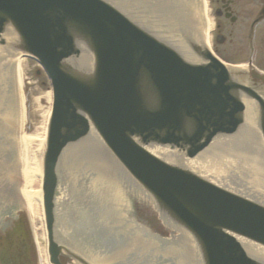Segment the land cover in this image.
Instances as JSON below:
<instances>
[{"label":"water","instance_id":"obj_1","mask_svg":"<svg viewBox=\"0 0 264 264\" xmlns=\"http://www.w3.org/2000/svg\"><path fill=\"white\" fill-rule=\"evenodd\" d=\"M204 16V0H0V227L24 212L36 264L22 191L19 53L52 86L41 183L52 264L61 253L53 233L58 177L71 201L57 220L76 219V198L90 188L92 219L113 225L115 237L134 235L98 264L137 242L158 250L133 221L141 215L134 194L192 237L183 232L189 264H199L198 252L201 264H264V200L250 194L264 197V99L193 40ZM245 141L248 151L234 145ZM234 166L236 177L227 174ZM83 176L89 180L79 182ZM235 183L244 192L224 185Z\"/></svg>","mask_w":264,"mask_h":264},{"label":"flooded vegetation","instance_id":"obj_2","mask_svg":"<svg viewBox=\"0 0 264 264\" xmlns=\"http://www.w3.org/2000/svg\"><path fill=\"white\" fill-rule=\"evenodd\" d=\"M206 7L205 25H208V30L202 36V43L225 63L244 65L246 68L240 75L241 80L253 90L264 93V0H207ZM89 190L91 192L90 188L85 189L76 198V219H55L53 233L57 246L61 248L60 264H98L96 258H107L117 244L124 241L125 236H116V239L115 227L109 222L92 219L90 209L94 207L95 198ZM68 201H71L69 195L59 187L55 198V218L57 206ZM139 205L141 215L135 219L136 223L159 231L162 225L157 215L147 219L154 213L149 212L150 208L145 203ZM179 239V236L170 238L172 241ZM68 253L76 254L81 260L75 262ZM138 253L133 260L126 258L113 264H188L180 261L178 256L154 260L153 253H150L151 260L147 253L138 260ZM0 264H36L34 250L19 235L0 230Z\"/></svg>","mask_w":264,"mask_h":264},{"label":"rangeland","instance_id":"obj_3","mask_svg":"<svg viewBox=\"0 0 264 264\" xmlns=\"http://www.w3.org/2000/svg\"><path fill=\"white\" fill-rule=\"evenodd\" d=\"M205 7H206V1ZM206 15L208 10L206 7ZM18 75L20 106V158L22 172V191L35 190L38 195L32 197L36 203L32 211L27 204L36 239L40 264H49L47 256V237L42 205V157L46 138L48 118L52 106V89L49 78L42 67L29 57H20ZM24 194V192H23ZM28 195V194H27ZM0 230L19 234L34 248V240L22 210ZM17 231V233H15Z\"/></svg>","mask_w":264,"mask_h":264},{"label":"bare ground","instance_id":"obj_4","mask_svg":"<svg viewBox=\"0 0 264 264\" xmlns=\"http://www.w3.org/2000/svg\"><path fill=\"white\" fill-rule=\"evenodd\" d=\"M22 55H18L17 56V61H16V71H17V82H18V93H19V90L21 89V84H20V79H19V75H18V64H19V60H20V57ZM24 198H25V201L27 202L28 205H30V208L33 210H35L36 208V203L34 202V200L32 199V197H34L35 195H38L37 194V191L35 190H28V193L24 190ZM28 194V195H27Z\"/></svg>","mask_w":264,"mask_h":264}]
</instances>
